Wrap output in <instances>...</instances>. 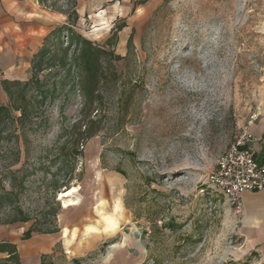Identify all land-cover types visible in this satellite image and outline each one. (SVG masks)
Segmentation results:
<instances>
[{"label": "rangeland", "instance_id": "obj_1", "mask_svg": "<svg viewBox=\"0 0 264 264\" xmlns=\"http://www.w3.org/2000/svg\"><path fill=\"white\" fill-rule=\"evenodd\" d=\"M42 5L76 11L75 30L100 44L125 23L112 45L124 58L95 102L67 85L0 140V193L13 191L0 227L32 246L21 264H264L205 183L264 107V0ZM20 207L31 219L8 222ZM107 216L120 224L113 232ZM30 227L43 232L24 239ZM39 240L49 244L34 254Z\"/></svg>", "mask_w": 264, "mask_h": 264}, {"label": "trees", "instance_id": "obj_2", "mask_svg": "<svg viewBox=\"0 0 264 264\" xmlns=\"http://www.w3.org/2000/svg\"><path fill=\"white\" fill-rule=\"evenodd\" d=\"M46 1L40 0V3L46 5ZM59 12L68 15V20L55 26L44 38L40 49L31 59V77L27 80L1 79L8 102H0V140L11 139L15 135L11 127L16 128L18 124L23 127L32 122L38 107L61 96L67 85L78 89L87 103H93L99 98L98 90L101 84L109 79L108 76H118L114 61L124 57L116 53L112 45L126 24L116 25L111 37L104 44H100L75 30L74 24L79 18L76 11ZM131 41L132 36L129 43ZM7 130L9 132L5 133ZM86 134L91 137L93 132ZM76 153L81 151L77 150ZM12 193L13 191L4 190L0 193V201L4 202ZM30 219L31 216L20 207L8 222H27ZM164 226L173 231L179 227L174 220L165 222ZM37 231L43 232L39 228L30 227L24 232L23 238H30L32 233ZM0 252L8 255L0 259V264H21L16 244L2 241Z\"/></svg>", "mask_w": 264, "mask_h": 264}, {"label": "crops", "instance_id": "obj_3", "mask_svg": "<svg viewBox=\"0 0 264 264\" xmlns=\"http://www.w3.org/2000/svg\"><path fill=\"white\" fill-rule=\"evenodd\" d=\"M61 15L43 7L40 0H0V88L3 78L27 79L31 73L33 55L40 49L48 33L61 23ZM248 132L255 138L249 145L260 165L264 166V107ZM240 201L242 212L238 216H233L226 207L228 220L235 226L237 223L235 230L243 244L264 259V192L244 191ZM16 235L17 229L12 225L0 227V242L7 240L17 245ZM48 244L39 240L33 246V253L37 254ZM27 247L32 246L22 245L20 248L17 245L18 253ZM1 254L8 256L7 253Z\"/></svg>", "mask_w": 264, "mask_h": 264}, {"label": "built area", "instance_id": "obj_4", "mask_svg": "<svg viewBox=\"0 0 264 264\" xmlns=\"http://www.w3.org/2000/svg\"><path fill=\"white\" fill-rule=\"evenodd\" d=\"M260 113L261 109L251 115L239 139L225 151L206 178V186L212 187L222 196L233 216L242 212L240 200L244 191L264 192V166L260 165L256 153L249 145L255 138L248 132Z\"/></svg>", "mask_w": 264, "mask_h": 264}, {"label": "bare ground", "instance_id": "obj_5", "mask_svg": "<svg viewBox=\"0 0 264 264\" xmlns=\"http://www.w3.org/2000/svg\"><path fill=\"white\" fill-rule=\"evenodd\" d=\"M105 221H106V226L103 230L104 232L105 231H112L113 232L120 225L117 220L115 221V220L111 219V217H109V216L105 217ZM87 228H88L87 229L88 231H90V229L91 230L93 229V227H91V226H88Z\"/></svg>", "mask_w": 264, "mask_h": 264}]
</instances>
